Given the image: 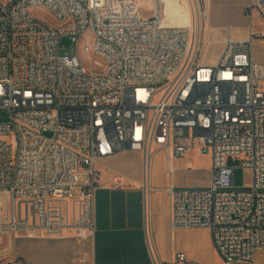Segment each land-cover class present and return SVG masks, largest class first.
Listing matches in <instances>:
<instances>
[{"label":"built area","instance_id":"1","mask_svg":"<svg viewBox=\"0 0 264 264\" xmlns=\"http://www.w3.org/2000/svg\"><path fill=\"white\" fill-rule=\"evenodd\" d=\"M151 1L147 16L136 0H0V233L51 239L71 231L87 241L102 160L140 152L146 166L158 151L171 162L197 149L211 158L210 185L170 191L173 228L209 230L221 264H257L264 62L254 45L264 33L251 28L239 41L228 33L217 64L203 66L200 18L165 25L161 1ZM248 9L264 20V0ZM65 40L104 69L62 53ZM238 169L251 172L250 187H236ZM173 264L195 263L177 253Z\"/></svg>","mask_w":264,"mask_h":264},{"label":"crops","instance_id":"2","mask_svg":"<svg viewBox=\"0 0 264 264\" xmlns=\"http://www.w3.org/2000/svg\"><path fill=\"white\" fill-rule=\"evenodd\" d=\"M161 3L167 13L168 3ZM171 8L169 12L174 11ZM179 27L186 26L181 23ZM196 152L168 162L166 152L158 151L148 169L140 152H122L102 160L93 236L79 241L71 231L51 239L0 233V264H153L151 251L164 264H173L177 253H184L192 263L209 264L201 255L215 253L209 230L172 226L170 191L194 186L198 176L192 157ZM207 173L203 184L209 186L211 160Z\"/></svg>","mask_w":264,"mask_h":264},{"label":"rangeland","instance_id":"3","mask_svg":"<svg viewBox=\"0 0 264 264\" xmlns=\"http://www.w3.org/2000/svg\"><path fill=\"white\" fill-rule=\"evenodd\" d=\"M165 4L168 3V11L165 14L162 9V15L168 26H191L198 18L201 20V36L204 42L200 54L201 64L203 66H214L219 61L224 49V40L231 33L234 41L247 40L250 37V29H253L254 34L264 33V20L256 13H251L248 9L250 0H160ZM193 1V3H192ZM141 5L143 13L150 15L152 7L151 0H136ZM173 7L172 12H169ZM33 15L46 22L52 27L56 23L51 14L44 9H36ZM68 40L63 42L62 53L76 55L81 64L86 68L94 71L103 70V66H94L90 56L84 53V46L78 44L73 48ZM254 51L258 59L264 62V43L261 39L255 38ZM6 119V116L3 117ZM177 144L181 145H196L189 142L188 139H178ZM194 167L197 173H194L198 178L194 179L193 187L196 189L207 188L209 161L210 156L193 154ZM210 158V160H209ZM149 163L145 167L148 168ZM200 181L198 182L197 180ZM200 183V184H197ZM252 184V174L248 170L238 169L235 172V185L238 188H248ZM210 185V182L209 184ZM192 187V188H193ZM202 230V229H201ZM197 236H201L204 232H196ZM209 259V264H221V259L218 254L213 252H204L201 254ZM257 264H264V251L257 254ZM205 264V263H201Z\"/></svg>","mask_w":264,"mask_h":264},{"label":"bare ground","instance_id":"4","mask_svg":"<svg viewBox=\"0 0 264 264\" xmlns=\"http://www.w3.org/2000/svg\"><path fill=\"white\" fill-rule=\"evenodd\" d=\"M192 3H193V1H192ZM139 5H140V4H139ZM163 5H164V4H163ZM140 6H141V5H140ZM167 10H168V9H167ZM164 13H166V11H164ZM164 24L167 25L165 19H164Z\"/></svg>","mask_w":264,"mask_h":264}]
</instances>
